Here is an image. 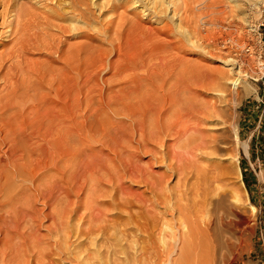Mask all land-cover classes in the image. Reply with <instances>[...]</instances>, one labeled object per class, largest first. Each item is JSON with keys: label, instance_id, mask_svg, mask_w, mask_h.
Segmentation results:
<instances>
[{"label": "bare ground", "instance_id": "6f19581e", "mask_svg": "<svg viewBox=\"0 0 264 264\" xmlns=\"http://www.w3.org/2000/svg\"><path fill=\"white\" fill-rule=\"evenodd\" d=\"M8 1L6 14L10 20L6 32L8 34L4 39L8 41L3 42L0 49V264H53L47 252L52 246H48L45 240L47 234L42 232L44 226L50 231L64 227L67 216L70 217L75 208L76 199L73 195L76 193V196L87 195L92 199L90 207L84 203L88 210L92 209L90 215H96V221L107 222L106 210L109 206L96 201L100 200V196H109L107 194L110 187L113 190V195L110 196L126 195L131 203L136 201L135 203L140 202L145 206L147 216L154 222L152 225L156 234L159 231L161 233L157 222L159 219L162 218L166 224L170 223L167 212L158 210V205L168 202V196L173 194L167 195L166 192L175 188L177 199H184V202L173 203V210L168 211L171 218L180 220V224H176L171 233L174 240L170 241L169 257L162 264H186L193 253L197 257H194L193 264H213L214 253L211 251L210 237L216 236V230L214 233L211 231L216 214L211 212V208L205 207L215 200L211 198L213 196L210 197L209 186L213 181L214 184L222 181L228 171L236 174L238 165L233 159L228 167L222 166L219 159L212 156L219 149L220 137L225 135L220 131L225 121L222 125L218 121L225 111L210 92L213 84L218 82L216 71L220 73V69L216 70L214 67L210 70L209 67L208 71L205 69V72H200L184 83H180V80L183 81L180 76L182 79H178L179 83L174 81L177 84L173 83L174 87L171 86L170 78L166 79L164 76L159 85L156 86L157 82L154 81V88H157L154 90V98L151 97L148 104L142 102L137 108L135 106V112L133 109L124 112L130 120L112 119L111 112L117 110V103L126 107L132 105L129 100L139 94L141 84L139 76L130 72L128 74L127 63L124 69L120 64L122 56H119L128 45L126 41V46L122 42H130L134 30L139 29L142 34L145 30L153 29L152 26L146 25L141 18L136 19V23L124 28L126 31L122 42L117 44V39L112 41L116 44L114 48L117 56L108 60L112 68L111 76H128L121 77L122 80L124 78L123 81L119 78L118 81L122 82L116 86H112V81H107L111 85L100 90L102 78L99 80L95 70L96 60L99 59L95 58L96 62L92 66L90 65L94 60L87 61L88 53L93 51L88 52L86 45L88 47L91 42L84 45L86 49L83 47L86 53L84 51V54L75 55L67 47V38L59 35L64 31V28L61 30L62 24L60 33L46 29L43 26L46 20L50 23L49 17L44 22L35 18V12L34 15L29 12L32 2L30 6L27 5L29 2L26 3L28 10L22 7V2L23 5L17 7L19 3L15 1V5L14 0ZM148 13L144 10L143 14ZM5 16L3 15L4 19ZM37 18L45 24L37 23ZM109 22L104 27V36L112 40L118 30H115L117 26L114 20ZM140 29L144 31L141 33ZM117 33L119 36L120 32ZM108 39L105 40L108 42ZM97 51L94 52L95 55H98ZM119 58L122 68L117 67ZM98 66L100 67L99 63ZM171 69H166V72L171 73ZM155 73H158L157 70ZM183 91L185 96L181 95ZM93 93L98 95V103L92 97ZM124 106L121 107L120 104L121 108ZM92 108L93 112L98 113H92ZM105 114H109L110 118L106 119ZM100 117H104L102 120L106 121H100ZM238 137L239 132L237 142L230 150L234 151L239 144L248 151V143L240 138L238 142ZM161 154H164L165 160L170 161L166 163L163 159L169 164L171 173L156 168ZM207 156L209 159H206ZM126 177L134 183L140 182L145 186L144 189L139 190L126 183ZM216 185L219 186V182ZM216 190L213 192L217 194ZM238 190L243 194L241 185ZM173 192L175 194L174 190ZM214 203L216 202L212 204ZM87 204L90 203L87 201ZM204 209L210 210L207 211L209 216L202 215ZM222 218L219 219L224 223L225 219ZM229 223L233 226V222ZM229 244H223L221 240L218 243L219 248L226 246L230 249L232 245ZM190 263L191 261L188 264Z\"/></svg>", "mask_w": 264, "mask_h": 264}, {"label": "rangeland", "instance_id": "374dc122", "mask_svg": "<svg viewBox=\"0 0 264 264\" xmlns=\"http://www.w3.org/2000/svg\"><path fill=\"white\" fill-rule=\"evenodd\" d=\"M15 1L19 3L17 7L24 4L23 8L26 3L29 2L27 5L30 6V2H32L33 8L30 6L29 10V6H27L25 9H28L32 14L35 12L34 17H38L42 22L49 17L50 23L47 20L45 22L47 25L37 18L39 21L37 23L45 24L42 25L44 28L59 33L64 28L62 34L59 35L64 39L67 38V44L70 46L67 45V47L71 53L77 55L78 53L84 54V51L86 53V50L88 52L93 51L91 53L95 57L90 54L94 59L88 53L89 58L86 56L88 60H85L88 62L94 60L90 66L98 61L95 70L97 76H100H98L99 80L102 78L100 80L101 87L100 82L97 85L98 88L96 87L98 90L99 87L101 90L102 87L110 86L111 81L112 86H116L128 76H111L112 68L109 66L108 60L117 56L114 48L116 44L112 41L117 39V44L122 42V36L126 29L136 23V19L141 18L146 25L152 26L151 33L149 30H147L149 32L145 30L146 33L144 29H140L141 33L144 31L140 34L139 29L134 30L130 42L127 40L122 42L124 45L127 43L128 47L124 46L126 49L123 48V52L119 56L120 58L122 56L121 63L119 58L116 62L118 66H116L122 68L121 64L124 69L127 63L128 70L126 71L128 74L130 72V74L134 73L135 76H139L141 84H139V94L134 95L129 100L133 107L129 105V108L122 103H117L119 105L117 110L120 112L117 110L111 112L112 119L130 120L124 112L127 109H133L132 111L135 112L142 102L148 104L149 99L154 98V90L157 88L154 86L159 85V81L162 82L165 77L166 79L170 78L171 86L174 87V81L179 83L181 77L183 81L180 80V83H184L198 76L200 72H205V69L206 71L214 67L216 70L220 69V73H217L218 70L216 71L218 78L216 81L218 82L216 85L213 84L210 92L214 98L216 97L215 99L223 112L225 111L223 118L218 120L220 125L225 121L224 127L220 128V131L225 135L220 137L219 149L216 151L217 153L213 150L216 155L213 154L212 156L219 159L223 164H221L222 166L228 167L233 159L238 165L236 174L228 171L222 181H218L219 186L216 185L218 182L214 184V181L209 186L211 192L218 190V192L216 190L217 194L210 192V197L213 196L211 198L216 201L211 200L217 204H212L213 202L209 200L211 202L205 206L206 209L207 207L211 208V212L216 214L211 229L213 233L215 230L217 231H215L216 236H209L212 239L210 247L214 253V256L212 255V258L214 257L213 264H264V39L262 32L264 27V0H14L16 5ZM8 3V0H0V49L2 43L8 41L4 40L8 34L6 32L10 20L6 14ZM144 10L149 12L148 16L143 14ZM3 15H6L5 19ZM109 20L115 21L117 26H115V30L120 32V37L118 31L112 40L104 36L106 35L105 28L110 23ZM105 39H108V42ZM84 42L85 44H83ZM86 43L95 49H89ZM99 45L104 46L99 47ZM99 48L104 50L105 54ZM94 50H99L96 52L98 55H95ZM122 53L127 54L125 56ZM166 69H171V73L167 71L168 74ZM156 70L158 73H155ZM110 76L114 77V80ZM107 77L109 78L106 79ZM121 77H124L123 80ZM119 78L122 81L119 82ZM154 81L157 83L155 84ZM96 92L95 94L98 93ZM183 92L181 95L185 96V92ZM93 95L92 97L97 102L98 95ZM120 104L125 109L121 108ZM90 111L95 114L98 113L97 111L93 112V108ZM109 114H105L106 119L110 118ZM101 115L103 114L101 113ZM103 118L100 117V121H106L105 119L102 120ZM237 132H239L238 142L240 139L247 142L248 151L239 144L234 151L230 150L237 142ZM180 143L181 145L184 144L183 141ZM163 155L161 154L158 159L156 168L171 173L172 170L168 169L169 164H166L170 161L165 160ZM206 159L209 157L207 156ZM128 179V177L124 179L126 183H130L139 190L144 189L145 186L140 182L135 181L134 183L132 179ZM91 183L92 180L89 184ZM138 183H140L139 186ZM239 185L243 188V194L238 190ZM212 189L214 190L212 191ZM108 190L107 195L109 196L103 198L100 196V200H97L98 196L95 199L97 203L102 202L109 206L108 210L105 209L106 214L110 215H106L109 218H106L107 222L105 221L108 225L103 220L96 221V215L92 213L90 215L92 209L88 210L87 206H91L90 200L92 201V199L89 196H76L77 193H74L73 197L78 203L76 204L75 200V208L70 213V217L67 216L66 224L63 223L64 227L50 231L44 226L42 232L47 234L45 240L48 242V246H52L47 249V252L50 261L53 260V264H162L167 260L170 243L174 240L171 233H173L176 224H180V220L171 218L168 211L173 210V203L184 202V199L182 201L177 199L176 189L167 190L166 194H173V196H168V202L158 205V210L167 212L170 223L166 224L161 220L162 218L159 219L157 222L161 227V233L159 231L157 234L154 231V222L147 216L146 208L144 209L145 206L142 203V205L140 202L135 203L136 201L131 203L129 197H125L126 195L112 197L110 196L113 195L112 188L110 187ZM79 201H81L80 204ZM87 201L90 204H87ZM84 202H86V207ZM210 203L212 204L211 207H209ZM207 211L210 210L205 211L204 209L202 215L209 216L210 213ZM213 211H217V213ZM91 216H95V218L93 217L94 220ZM220 217H223L222 219H225L226 222L223 220L224 223H222ZM111 218H113V223ZM229 222H233V226ZM227 223L229 224L227 225ZM219 240L226 245L230 243L229 245L232 247L230 249L226 246L219 248ZM193 254L190 256V260L186 261V264L190 261V264H193L194 257L197 259L196 255Z\"/></svg>", "mask_w": 264, "mask_h": 264}, {"label": "trees", "instance_id": "16d2710c", "mask_svg": "<svg viewBox=\"0 0 264 264\" xmlns=\"http://www.w3.org/2000/svg\"><path fill=\"white\" fill-rule=\"evenodd\" d=\"M262 32H263V39H264V27H263V30H262ZM245 182L248 184V182H247V180L245 179Z\"/></svg>", "mask_w": 264, "mask_h": 264}]
</instances>
